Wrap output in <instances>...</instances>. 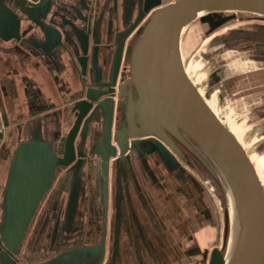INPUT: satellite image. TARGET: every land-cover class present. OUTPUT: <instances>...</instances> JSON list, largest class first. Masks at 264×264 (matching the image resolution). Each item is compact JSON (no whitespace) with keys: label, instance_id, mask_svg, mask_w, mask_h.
<instances>
[{"label":"flooded vegetation","instance_id":"af4514ba","mask_svg":"<svg viewBox=\"0 0 264 264\" xmlns=\"http://www.w3.org/2000/svg\"><path fill=\"white\" fill-rule=\"evenodd\" d=\"M158 2L2 0L0 23L8 20L16 25L15 28L19 26L22 39L5 42L0 36V66L3 64L8 68L4 75L0 74V128L4 134L0 151L5 144L16 143L18 146L37 133L53 143L58 151L76 122L70 110L72 104L85 100L89 88L94 85L95 76L90 74V67L83 75L79 63H73L75 59L64 53L63 48H80L76 39L66 43L62 36L61 44L57 41L56 45H60L55 49L43 50L50 46L44 44L37 26L43 22V17L52 24H61L59 18H63L62 26L67 29L71 23L91 29L85 58L90 65L94 47H99L102 83L109 85L117 55H122L120 76L144 30L149 11ZM94 32L99 37V45L94 44ZM4 35L10 36L9 33ZM15 64L23 71L16 69ZM4 76L9 79L7 87L1 80ZM43 78L53 86L51 93L42 88ZM109 89L103 87L101 90L108 92ZM111 89L116 91L101 99L108 100L105 109L90 110L86 106L85 112H90L78 129L76 159L70 166L57 169L54 182L26 232L16 264H42L54 260L55 264H123L122 256L126 252L132 253L141 263L146 259L150 264H156L173 256L180 264H192L188 258L200 256L201 264H208V249L201 252L195 246L188 248L183 242L174 244L171 234L174 222L170 219L175 217L173 207L194 200L196 195H206L209 190L164 142L155 137L132 139L125 155L117 152L116 156H110L106 176L103 175L99 147L111 102H114L113 117L118 102V86ZM258 112L264 115V108ZM111 144L115 146L113 140ZM102 178H105L107 199L101 190ZM127 204L133 206L137 214H142L133 213L135 221L130 227L126 219ZM0 209L2 211V204ZM178 227L181 229L180 224ZM89 248L100 252L94 254L88 251ZM66 253L68 259L58 261Z\"/></svg>","mask_w":264,"mask_h":264},{"label":"water","instance_id":"95a60500","mask_svg":"<svg viewBox=\"0 0 264 264\" xmlns=\"http://www.w3.org/2000/svg\"><path fill=\"white\" fill-rule=\"evenodd\" d=\"M30 1L35 3L39 0ZM21 12L27 14L22 9ZM9 13L15 18L13 13ZM238 15L240 22L255 23L230 30L224 37L216 38L212 45H220L219 53L223 57L233 53L242 62L264 68V0H159L149 11L144 30L120 76L122 55H117L109 85L102 83L99 47H94L90 65L85 58L91 29L75 23L68 25L67 29L62 26L65 19L59 18L61 24H52L46 22V16L43 17V22L37 26L44 44L51 47L43 50L55 49L61 44L62 36L66 43L76 39L80 48H63L64 53L75 59L73 63H79L83 75L90 67V74L95 76L94 85L89 88L85 100L72 104L70 110L76 122L58 151L40 133L18 144L3 193L0 264L17 263L26 232L54 182L57 169L66 168L75 161L78 129L90 112H85L86 106L90 110L105 109L108 100L101 99L113 94L116 90L111 87L116 86V115L113 117L114 102H111L103 142L99 147L103 175L106 176L110 156H116L117 152L125 155L132 139H160L223 206L222 246L206 253L208 264H264V186L258 177L257 166L247 148L240 144L224 119L221 120L211 107L210 91L215 87L217 74L212 73L210 91L205 94L188 74L182 51V37L190 26L200 21L206 35L210 36L234 24ZM14 25L8 20L0 23V36L5 42L22 39L19 26L15 28ZM7 33L10 36L4 35ZM93 37L94 44L99 45L95 32ZM57 41L60 44L56 45ZM103 87L110 89L104 92L101 90ZM3 137L0 128V143ZM112 140L115 146H112ZM101 190L107 199L105 178L101 179ZM227 191L234 201V219L226 199ZM88 251L100 252L92 248ZM68 257L66 253L58 261ZM42 264H55V260Z\"/></svg>","mask_w":264,"mask_h":264},{"label":"rangeland","instance_id":"374dc122","mask_svg":"<svg viewBox=\"0 0 264 264\" xmlns=\"http://www.w3.org/2000/svg\"><path fill=\"white\" fill-rule=\"evenodd\" d=\"M239 17L240 15L234 24L210 36L206 35V29L200 21L190 26L182 37L183 58L188 74L194 78L195 83L202 88L205 94L210 91L209 83L212 73L217 74L218 79L215 82V87L212 89L213 91H210L212 92L211 107L221 120L224 119L226 122L224 123L238 141L247 148L252 162L257 166L258 177L264 186V115H260L258 112L264 108V68L242 62L239 56L233 53L228 55L229 57H223L219 53L220 45H212L216 38L224 37L230 30L246 28L255 23V21L240 22ZM14 67L21 70L20 65L15 64ZM7 69L2 64L0 74L4 75ZM1 80L7 87V80H9L7 76ZM43 82H46L47 92L51 93L53 86L49 87L50 83L47 84L46 78H43ZM11 111H14L13 108ZM14 118L11 117V119ZM16 148V143H8L0 151V205L3 202L4 188ZM205 196L208 215H190L191 211L187 216H190L189 219L194 221L190 236L200 227L201 229L203 227L214 229V238L212 234L210 235L212 238L210 248H208L210 252L215 247L222 246L224 210L210 190ZM1 213L0 211V217Z\"/></svg>","mask_w":264,"mask_h":264},{"label":"crops","instance_id":"0c3cea01","mask_svg":"<svg viewBox=\"0 0 264 264\" xmlns=\"http://www.w3.org/2000/svg\"><path fill=\"white\" fill-rule=\"evenodd\" d=\"M41 81L43 82V79H41ZM42 82H41L42 88L44 89L46 93H48L46 90L47 89L46 82H43V83ZM47 84L49 85V83ZM16 89L17 91L21 93L20 88L17 87ZM57 102L59 103V100ZM205 197H206L205 195H202V196L196 195L194 197L195 198L194 200L192 201L190 200L191 202L188 201L186 203H182L180 207L178 208H175V207L172 208V213L174 214L175 217L170 219L172 222H174L172 226L174 230L171 234H172V240L176 246H177V242H183L184 245H186L188 248L195 246L201 252H204L205 250L210 248V242L212 241V238H210V235L212 234L214 238V229H211L208 227H203L201 229L200 227V229L196 230L194 234L190 236V233L192 230L191 228H193L194 221L189 219L190 216L189 217L187 216L189 212L191 211L192 213L190 215L196 214V215L205 216L204 214L208 212V210L206 209L207 205H206ZM133 213L137 214V211L133 208V206H129L127 204L126 219H127V224L129 227L130 225H132V221H135V219L133 218ZM138 214L139 216H142V214L140 213ZM146 220H147V217L145 218L144 221ZM179 224L181 225V229L178 227ZM190 237H192L193 240H190ZM122 257H123L122 258L123 264H150V262H147L146 259L144 260V263H141L140 260L139 261L137 260L136 256H134L132 253H129V252L124 253ZM188 259H190L192 264H201L202 262L200 256L193 257L192 259L191 258H188ZM184 262H188V260H184ZM156 264H180V263L173 256H169L165 258V260L157 261Z\"/></svg>","mask_w":264,"mask_h":264},{"label":"bare ground","instance_id":"6f19581e","mask_svg":"<svg viewBox=\"0 0 264 264\" xmlns=\"http://www.w3.org/2000/svg\"><path fill=\"white\" fill-rule=\"evenodd\" d=\"M241 144V143H240ZM226 199L228 201V204H229V207H231V215H232V218L234 219L235 218V212H234V209H235V206H234V201H233V198L232 196L230 195V193L227 191V196H226Z\"/></svg>","mask_w":264,"mask_h":264}]
</instances>
